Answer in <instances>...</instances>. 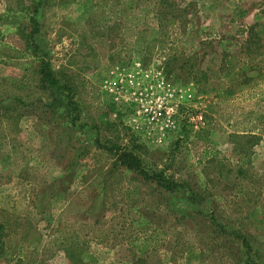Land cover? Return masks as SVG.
Here are the masks:
<instances>
[{"label": "rangeland", "instance_id": "obj_1", "mask_svg": "<svg viewBox=\"0 0 264 264\" xmlns=\"http://www.w3.org/2000/svg\"><path fill=\"white\" fill-rule=\"evenodd\" d=\"M263 71L264 0H0V264H264Z\"/></svg>", "mask_w": 264, "mask_h": 264}, {"label": "trees", "instance_id": "obj_2", "mask_svg": "<svg viewBox=\"0 0 264 264\" xmlns=\"http://www.w3.org/2000/svg\"><path fill=\"white\" fill-rule=\"evenodd\" d=\"M39 2L34 5L33 7V12L31 13V15H29V19L28 21L30 22V24H32V26L30 27L28 33L25 34V39L26 41H30V43H32L33 40V36L35 35V33L38 32V21L35 19V16H33V14H35L37 12V8H38ZM224 65L225 68L217 71L215 69V71H213L214 74H217L223 78H226L230 81H234L237 77L238 74H244L250 70L255 69V65H252L249 61L246 60V55L243 56V58H239L237 56H228L225 60H224ZM46 73V72H45ZM48 75V77L50 78V82L55 83L56 80L54 79V77L47 72L46 73ZM264 74V71L261 73V76ZM254 134L251 135H247V138L250 139L253 137ZM236 136L243 137L236 134ZM242 150V148H241ZM121 153L118 154V160L120 161V164L134 169V170H140V172L144 175V178L147 179H152L154 180V182L160 186L163 187L164 189L167 190H172V189H176V188H182V185H179L177 183H174L173 180L161 175V173L159 172H153L151 174L146 173L145 171L141 170V165H140V160L138 158H136L135 156H133L129 151H120ZM3 227V224L0 223V228ZM1 246V244H0Z\"/></svg>", "mask_w": 264, "mask_h": 264}]
</instances>
